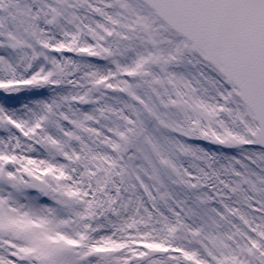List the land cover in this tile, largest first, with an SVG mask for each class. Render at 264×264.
Listing matches in <instances>:
<instances>
[{"label":"snow or ice","instance_id":"snow-or-ice-1","mask_svg":"<svg viewBox=\"0 0 264 264\" xmlns=\"http://www.w3.org/2000/svg\"><path fill=\"white\" fill-rule=\"evenodd\" d=\"M0 264H264V0H0Z\"/></svg>","mask_w":264,"mask_h":264}]
</instances>
